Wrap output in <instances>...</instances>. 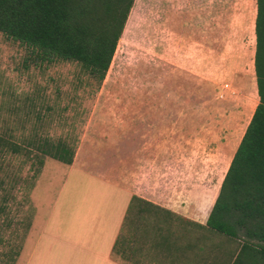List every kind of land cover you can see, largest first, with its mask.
Returning <instances> with one entry per match:
<instances>
[{"label":"rangeland","instance_id":"rangeland-1","mask_svg":"<svg viewBox=\"0 0 264 264\" xmlns=\"http://www.w3.org/2000/svg\"><path fill=\"white\" fill-rule=\"evenodd\" d=\"M146 18L134 3L99 88L76 63L42 64L0 34V137L21 148L12 154L0 146V264L25 263L63 184L67 165L44 156L38 166L41 141H64L75 153L80 145L101 146L95 166L103 169L107 146L142 143L124 138L125 122H165V137L180 138L181 192L192 175L197 189L208 172L213 190L223 179L257 104L247 99L256 84L255 74L246 77L251 64L243 71L162 62L146 39ZM224 241L212 236V245Z\"/></svg>","mask_w":264,"mask_h":264},{"label":"crops","instance_id":"crops-1","mask_svg":"<svg viewBox=\"0 0 264 264\" xmlns=\"http://www.w3.org/2000/svg\"><path fill=\"white\" fill-rule=\"evenodd\" d=\"M134 3L147 16L145 36L160 61L234 64L243 71L249 63L246 77L254 76L257 0ZM153 18L160 24L153 26ZM247 99L258 103L256 84ZM164 123L125 122L124 138L142 143L135 150L131 142L107 146V168L95 166L101 146L77 148L24 264H218L226 258L204 229L223 179L213 190L208 172L197 189L192 175L181 192L180 138L165 137ZM132 197L141 201L131 206Z\"/></svg>","mask_w":264,"mask_h":264},{"label":"trees","instance_id":"trees-1","mask_svg":"<svg viewBox=\"0 0 264 264\" xmlns=\"http://www.w3.org/2000/svg\"><path fill=\"white\" fill-rule=\"evenodd\" d=\"M133 4L134 0H0V34L42 64L76 63L99 88ZM255 36L258 103L204 227L225 239L213 244L226 251L218 264H264V0H257ZM0 146L12 154L21 151L2 137ZM36 150L40 168L44 156L71 165L75 153L60 140L41 141ZM137 201L141 200L132 197L131 206Z\"/></svg>","mask_w":264,"mask_h":264}]
</instances>
